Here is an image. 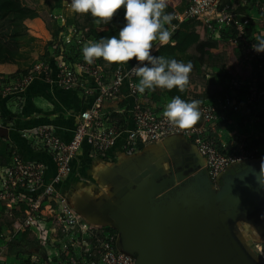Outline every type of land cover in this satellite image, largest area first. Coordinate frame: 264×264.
<instances>
[{
    "label": "built area",
    "instance_id": "built-area-1",
    "mask_svg": "<svg viewBox=\"0 0 264 264\" xmlns=\"http://www.w3.org/2000/svg\"><path fill=\"white\" fill-rule=\"evenodd\" d=\"M255 7L259 15L252 12ZM48 15L51 21L57 20L63 27L53 45L48 47V58H39L25 75L0 74V91L12 96L20 94L34 80L40 79L67 90L81 89L93 100L79 112L68 141L53 124L16 129L5 124L0 116V126L8 128L9 136L12 127L31 149L45 153L54 164V172L50 174L46 161L28 158L16 144L10 143V159L0 165V209L7 208L5 213L10 223L0 233V261L8 257L18 259L11 252V245L23 243V236L28 233L32 246L26 261L30 264H134V258L117 247V232L110 226L91 224L76 211L63 191L73 171V161L84 142L89 144L93 154L105 155L123 133L127 136L123 147L130 154L140 144L156 143L173 134L184 135L205 158L215 184L230 165L261 157L258 147L249 146L253 141L250 136L231 143L214 135L213 126L227 122L230 115L242 111L243 107L251 109L254 123L264 124V109L259 110L264 107V53L253 49L256 37L264 36V0H188L184 11L175 14L170 32L179 22L198 20L210 38L238 48L257 68V75L243 89L245 105L237 95L230 93L203 101L200 104L202 123L190 130L170 126L163 116L165 109L156 106L150 91L144 94L137 91L139 78L133 71L136 64L119 65L112 73L107 71L102 58L87 64L82 49L92 42L91 37L77 25H68L63 12ZM68 45L81 46L77 57L73 54L74 58L67 57ZM126 85L128 95L121 105H128L124 108L132 119L131 128L119 123L105 107L108 99L123 97Z\"/></svg>",
    "mask_w": 264,
    "mask_h": 264
},
{
    "label": "water",
    "instance_id": "water-1",
    "mask_svg": "<svg viewBox=\"0 0 264 264\" xmlns=\"http://www.w3.org/2000/svg\"><path fill=\"white\" fill-rule=\"evenodd\" d=\"M0 137L9 130L0 126ZM97 173L104 189L72 206L93 225L113 227L134 264H264L238 223L264 237V157L237 162L216 184L197 146L173 134Z\"/></svg>",
    "mask_w": 264,
    "mask_h": 264
},
{
    "label": "crops",
    "instance_id": "crops-1",
    "mask_svg": "<svg viewBox=\"0 0 264 264\" xmlns=\"http://www.w3.org/2000/svg\"><path fill=\"white\" fill-rule=\"evenodd\" d=\"M181 3L182 0H168L169 9L167 10V12L172 11L174 12V14L180 12L178 10V7ZM255 10L257 13L255 12ZM252 12L255 15H259L260 13L256 7L255 9L253 8ZM47 13L48 12H46V14ZM41 18L42 17L36 18L31 21V23L37 25L39 22H35V20L38 19L42 21ZM192 36L198 37L197 44L209 38L206 29L201 22L200 24H197L195 33ZM217 42L218 43L216 44V46L211 49L210 54L204 56L201 63V73H203V76L206 77L205 79L207 81L205 83V87L202 88L203 91L201 90L202 92L197 91L191 93V96L187 97L186 101L190 102L191 100L196 99L200 102H203L214 97H222L225 93H230L237 95L243 105H245L243 97L246 94V91L243 89L247 88L249 83H251L253 78L257 75L256 64L251 61H247L238 48L233 47L225 42ZM159 47L160 46L158 45V48ZM198 55L199 53L196 56ZM135 64H137V61L134 58L127 65L132 66ZM194 68L197 70L196 67ZM16 70L17 68L14 65L0 64V74L4 76L9 77L8 74L12 75L16 72ZM34 81L41 82V84L43 83L44 85H46V89L42 94H39V90H41V87L39 88V90H32L35 94L31 93V95L33 94V105H30L27 99V92ZM34 81L23 91V93L25 94V100L21 103L8 100L10 95L3 94V92L0 91V97L2 99L6 98L7 102L9 101L8 105L6 106L11 108V110L15 111L16 113H21V111H25L24 109L26 108V117L20 118L22 119V121L19 122L18 120L16 122V125H14L15 128L17 129L43 124H53L57 128V131L62 138L67 141L70 140L73 130L75 129L78 122V114L83 110L81 108L90 106L93 98L87 96L82 99V97L79 94H76L74 90H67L63 87L52 86L51 84H48L40 79H36ZM226 89L227 92L225 91ZM156 91L161 94L158 100H154V91H150V95L151 100L156 104L158 108L165 109L166 105L170 103L172 98L176 95H180L181 99L183 100L185 99L182 98L183 95L175 88L171 91L166 89H156ZM163 91L165 92L163 93ZM126 95H128L127 85L123 87V97L108 99L105 102V107L119 119V123L123 124L125 127L131 128L133 126L132 119L130 115L125 112L124 108H127L128 105H121L123 99L126 98ZM14 105L20 106L15 107ZM33 106L35 108H33ZM259 110H263V107H260ZM253 120L254 114L251 109L243 107L242 111L230 115L227 122L217 123L216 125H214L213 133L220 139L231 143L233 141H238L239 139L246 136H250L251 139H255L259 134H264V124L254 123ZM199 123H202V119L199 121ZM10 128V132H12L14 129L12 127ZM126 138V134L123 133L119 137L117 144L105 155L93 154L89 144L87 142H84L81 150L78 152L76 158L73 161V171L71 174L75 173L74 175L76 177H82L81 172L85 171L91 178L94 179L93 181L96 182L97 173L98 171L102 170L104 166L114 162V159H117V161H119L121 158L123 159L124 157H126L125 155L130 154L128 152H125L123 147V144L127 140ZM27 153L30 156L29 158H38L46 161L51 168L50 174L54 172V164L48 155L39 151H34L30 148V146H28ZM83 180L92 181L89 177H83L82 181ZM26 264L30 263L26 262Z\"/></svg>",
    "mask_w": 264,
    "mask_h": 264
},
{
    "label": "trees",
    "instance_id": "trees-1",
    "mask_svg": "<svg viewBox=\"0 0 264 264\" xmlns=\"http://www.w3.org/2000/svg\"><path fill=\"white\" fill-rule=\"evenodd\" d=\"M66 3H70V0H0V64H10L16 66V73L18 75H25L28 71L34 66V64L39 60V58H48L50 53V46L53 45L54 40L58 37V34L62 30L59 21L52 20L48 24V28L51 34V39L46 43V51L40 56L36 57L35 53L38 51L40 39L29 33L26 22L33 21L38 18L39 15L47 11L48 13L52 12H63L66 23L68 25H77L84 30L85 35L91 37L92 42H97L101 38L111 37L116 35L118 37L119 30L125 25L126 21L124 19V9L121 8L118 10V13L115 15L113 20L107 24H98L96 20L89 14H82L84 22L80 23L81 14L74 13L71 10L70 5L67 6ZM188 4V0H182V3L179 5L178 10L183 12ZM169 9V6L166 8V12ZM171 13H174L170 11ZM197 24H200V21L195 19H187L177 24L175 30H173L171 40L168 45L160 46L158 51H154L152 54L159 56L163 55L170 59H176L178 61H183L184 63L191 62L194 67L197 68V72L201 73V63L205 55L210 54L211 49L216 46L218 43L212 38H207L205 41L197 44L196 49L199 53L198 56L193 55L190 52L183 50L185 42L189 39L194 33ZM170 31V25H166ZM88 44V43H86ZM49 47V48H48ZM81 49V46L68 45L67 57L72 58L77 57ZM72 54L74 56H72ZM102 62L108 67L107 71L112 73L117 69L119 65L112 64L108 65L102 58ZM11 77H16L13 74ZM39 84V85H38ZM41 87V90L39 88ZM46 85L38 81H34L32 86L27 92V99L30 105H33L32 96L35 94L32 90H39L42 94L46 89ZM76 94H79L82 99L86 96L81 89H72ZM227 92V89L225 90ZM165 91H163L164 93ZM31 93H33L31 95ZM154 100H158L161 94L157 91L153 92ZM224 94V93H223ZM225 93L224 95H226ZM223 95V96H224ZM1 96V95H0ZM11 101H16L21 103L25 100V94L22 92L20 94H15L9 96ZM7 99H2L0 97V116L5 124H8L15 128L16 122L22 121L20 118L26 117V108L25 111L21 113H16L7 107ZM33 108H35L33 106ZM86 108V107H85ZM84 109V108H81ZM264 109V107H263ZM264 129V126H263ZM258 138L253 139L250 142V147H255L260 144ZM10 143L16 144L24 155L28 158L30 157L27 153L28 143L21 136L18 135L16 130L10 132L8 139L5 137H0V165L5 164L10 159ZM145 147V145L140 144L134 152H139ZM27 149V151H26ZM261 157H264V153H260ZM42 157V156H41ZM39 157V158H41ZM117 159H114L116 162ZM75 173L71 174L69 179L63 186V191L68 194L71 204H73L75 197L82 196L91 190L95 195H97L101 190H104L96 180L91 178L85 171L81 172L82 177H76ZM89 177L92 181H85L82 179ZM95 182V183H94ZM1 212L5 213L7 208L2 207ZM10 223L8 222V226ZM111 229L117 232L113 227ZM3 231L0 227V233ZM28 233H25L23 239H27Z\"/></svg>",
    "mask_w": 264,
    "mask_h": 264
},
{
    "label": "clouds",
    "instance_id": "clouds-1",
    "mask_svg": "<svg viewBox=\"0 0 264 264\" xmlns=\"http://www.w3.org/2000/svg\"><path fill=\"white\" fill-rule=\"evenodd\" d=\"M70 7L74 13H90L96 23L103 25L109 24L118 10L124 9L126 23L119 30L118 37L113 35L97 42L90 41L83 47L87 64L103 58L108 65H127L135 58L137 64L133 71L139 78L136 89L140 94L156 89L186 91L193 64L152 54L158 51V45H168L172 37L166 25L172 23L175 14L166 12L168 0H71ZM253 49L264 53V36L256 37ZM200 104L199 100L189 102L176 95L166 105L163 116L170 126L190 130L202 118ZM257 179L264 182V161L260 164Z\"/></svg>",
    "mask_w": 264,
    "mask_h": 264
},
{
    "label": "rangeland",
    "instance_id": "rangeland-1",
    "mask_svg": "<svg viewBox=\"0 0 264 264\" xmlns=\"http://www.w3.org/2000/svg\"><path fill=\"white\" fill-rule=\"evenodd\" d=\"M71 1V0H70ZM47 11L42 12L38 18L42 17L41 20H35L39 23L37 25L32 24L31 21H27V27L29 33H33V35L37 36L40 41H38L39 47L38 51L35 53L36 57H40L46 49V43L51 37L48 24L50 23V17L46 14ZM80 23L82 24L84 22L83 15L81 14V17H79ZM197 39L198 37H190L185 42L183 50L190 52L194 55H197L196 45H197ZM228 44V43H227ZM226 45V44H225ZM206 69V67H205ZM13 73V72H11ZM16 77H18V73H13ZM12 74V75H13ZM6 75V74H5ZM9 76H12L11 74H8ZM206 77L203 76V73L199 74L197 70L193 67V70L190 74V83L187 86V89L185 92L181 93L183 95L182 98H185L184 100H187V97L191 96V93L193 92H202V88L205 87V83L207 82ZM204 85V86H203ZM202 90V91H201ZM202 98V97H201ZM256 138H258L261 142L257 146L262 153H264V134H259ZM8 222L9 218L7 217L6 213H3L0 211V227L2 229L8 228ZM238 229L243 230L244 234L246 235L247 243L249 246L255 251L256 255L264 262V237H261L260 233L251 225L245 223L244 221H241L238 223L237 226ZM31 244V237L24 240V242H14L13 245H11V252L15 253L17 255L18 259H12L11 257H8L7 259H4V261H0V264H26V258L29 257V254L31 252L30 245Z\"/></svg>",
    "mask_w": 264,
    "mask_h": 264
}]
</instances>
